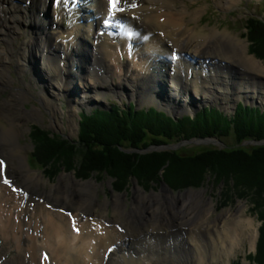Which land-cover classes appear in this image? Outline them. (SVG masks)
I'll list each match as a JSON object with an SVG mask.
<instances>
[{"label":"bare ground","instance_id":"1","mask_svg":"<svg viewBox=\"0 0 264 264\" xmlns=\"http://www.w3.org/2000/svg\"><path fill=\"white\" fill-rule=\"evenodd\" d=\"M93 1L96 4H89L91 6L85 11L89 17L95 16L94 24L87 25L86 16L81 21L73 20L72 25L70 19L72 15L79 17L84 0H15L13 5L18 8L12 16L11 0H0V12L4 10L0 18V32L3 33L8 28L17 27L16 16L40 21L39 28L33 32L44 33L50 28L51 18L57 20L55 14L52 16L55 3L59 17L64 5L67 6L68 14L60 19L62 23L58 25V20H53L51 25L65 33L72 26L73 30L76 28L73 34L63 35L50 29L46 35L35 39L38 33L36 36L26 33L32 28L28 25L17 36L25 35L28 39L22 44L21 51L24 50L18 53L15 69L24 74V60L27 66L31 65L33 79L41 87L38 94L40 104L54 117L57 112L63 113L57 103L62 92L64 96L68 95L70 105L74 106L84 102L96 104L108 92H113L118 96L126 93L139 102L159 100L176 112L187 105L194 108L198 102L210 98L223 103H228L232 96L248 100L262 97L264 100L263 59L250 56L245 40L226 30H199L197 24H193L201 13L188 10L184 0H115L114 7L112 0ZM217 2L226 6L236 0ZM113 17L122 18L111 21ZM108 22L113 28L106 32L103 29H107ZM66 24L68 31L63 28ZM116 26L120 31L118 38L102 37L104 34L115 37ZM8 44L12 43L4 42L0 46L2 89L11 88L15 80L8 62L16 50L13 46V49L7 48ZM62 44L65 47L61 49ZM90 47L91 53L88 51ZM77 54L80 55L78 61H71L70 67H62L72 55L77 58ZM226 61L233 67H227ZM48 77L54 81H49ZM166 78H169L168 83ZM78 86L82 87V100L76 98ZM167 88L171 93L165 90ZM30 92L28 86L14 87L8 99L0 104V120L9 122L8 127H0V264H193L194 260H197L195 264H202L200 258L193 260L192 243L201 239L202 249L206 247L213 253L212 236L215 235L218 239L214 241L223 252L219 256L229 257V252L241 242L243 232L236 245L232 243L234 229H227L223 234L218 232L216 222L221 220L226 224L224 215L213 223L203 219L209 203L195 192H188L182 200V196H173L171 203L163 206L157 200L167 195L164 190L161 195H145L139 190L135 193L137 199L131 216L124 215L121 197L117 195L111 201L113 218L104 214L105 210L108 211L107 202H97V186L92 181L52 185L47 194H54L51 196L53 203L40 192L37 198H31L28 191H39L44 182L42 175L37 177L26 171L29 163L26 162L25 148L18 143L20 130L16 127L18 120L14 114L40 117L39 109L26 114L20 107L29 100ZM240 104L248 106L240 102L237 107ZM129 106L138 109L134 102ZM68 113L70 126L74 128L75 110ZM86 113V110L80 113V123ZM198 113L187 116L196 117ZM54 123L57 126L56 118ZM6 159L13 163L12 168L20 175L9 171ZM11 177L13 180L5 183ZM18 177H22V181L17 182ZM147 203L153 207L150 214L147 213ZM99 207L102 208L100 211L96 209ZM233 225L238 226V223L230 226ZM250 225L246 224L245 228L250 229ZM173 227L177 228L170 231ZM258 236V229H251L248 238L252 246ZM187 241L191 244L187 245Z\"/></svg>","mask_w":264,"mask_h":264},{"label":"rangeland","instance_id":"2","mask_svg":"<svg viewBox=\"0 0 264 264\" xmlns=\"http://www.w3.org/2000/svg\"><path fill=\"white\" fill-rule=\"evenodd\" d=\"M15 0H11V5H12V10H11V15L13 14L14 11L17 10L18 6L13 5ZM65 2L67 0H64ZM69 1V0H68ZM57 3V2H56ZM56 3L55 6L53 7L52 11V16L55 14L57 16L58 25L62 22H60V19L67 15V9L66 5H64V11L60 15H57L56 13ZM184 3L187 5L186 8L190 11H199L201 14L200 18L194 22L193 25L197 24V28L201 30L202 32H210L213 29L219 30V31H227L237 38L241 40H245V42L248 44L249 50L248 54L250 56H256L258 59L260 57L254 52L252 44L253 41L251 40L252 37V30L249 29V23L250 19L252 18H259L261 20H264V0H236V2H233L232 5L228 4L226 6H222L221 4L218 5L217 0H187V2L184 0ZM188 3V4H187ZM95 5L96 2L93 0H84V8L79 12V17H75L72 15L71 17V24L73 25V20L77 19V21L84 20L86 17V21L88 22L87 25L90 23L94 24L95 22V16L94 17H89L88 14L86 13L85 9L89 8L91 5ZM48 10V6L46 7ZM4 11V10H3ZM2 11V12H3ZM0 12V18L3 15V13ZM72 12V10H71ZM73 13V12H72ZM130 17V16H129ZM122 17H113L111 18V21L114 20H119ZM131 19V17H130ZM56 19L51 18L50 21V28L47 29L44 33H38V31H35V28H39L41 22L35 21L33 18H27L25 16H16L15 17V23H17V27L14 26V28H8L6 32H0V46L3 45L4 42H10L12 44H8L7 48L9 47H14L16 50L15 55L10 57V61L8 62L11 74L14 77V83L11 88L8 89H0V104H2L6 99H8L9 95L15 89H19L24 86H28L30 88V93L31 96L29 97V100L25 102L23 106H20L21 109L26 113V114H31L35 109H39L41 114L40 117H30V116H19L18 113L14 112L16 119L18 122H16V127L20 130V138L19 140V145L20 147L25 148V156L27 157L26 162L29 163V169H27V173L31 175H35L39 177V175H42V179L44 184L40 187L39 191L38 189H34L31 191H28L30 193L31 198L35 199L38 197L39 192L41 193L42 196H46V198L50 202L53 203L52 197L54 194H47V190L50 189L52 185L59 184L62 182L63 186L68 184L69 182H74V184H78V182H86V181H92L97 187H96V200L99 204H105L107 202L108 205V211L104 212L106 217L113 218V206L111 204V201H113L114 196L119 195L122 200V205H123V212L124 215H129L133 213L134 210V203L137 199L136 194L137 191L141 190L144 192L146 195H154V194H159L161 195L163 190L164 192L167 193V195H162L157 202L160 204L162 203L163 206H166V203H171V197L173 196H182L181 200L184 199L185 194L188 192H195L197 193L196 196H201L202 199L209 204V208L207 210V214L204 215L203 219H209L212 223L218 219L219 216L224 215V218L226 220L225 222H222L221 220H217V230L218 232H224L227 229H234L233 233V239L232 243L237 244L238 241L241 238L242 232L244 233V237L241 240V242L236 245L234 248V251H230L228 257H220L219 255H222L223 252L221 251L222 248H219L218 245H216L215 241L217 236H212V242L215 245V251L213 253L208 252V249L205 247L202 249L203 245H201V239L200 242L198 241L197 243H192L193 246V260L196 258L202 259L203 263L202 264H257L255 256L258 253L259 249V243H260V238H261V231L260 227L263 225V220L259 217L260 214L254 209L255 208V203L252 202L250 198H245L243 196H239V193L241 194H251V192H247V190H250L252 188L243 186L244 192L240 189L242 187H237L235 183V179L227 178V175L222 176L220 175L219 171L223 169L225 166L223 165H214L215 170L207 169L204 172L201 168L199 169L198 167L192 168L190 166L186 167H181L185 170L186 174L184 175L181 173V178L177 177V174L175 173V167L170 168L172 172L170 173L171 175H174L173 177H169L167 175L168 172L165 170H162L159 172L158 175H144L142 173L137 172L136 174H130L128 172L125 174L126 170L121 172L123 174H120V176L117 178L113 177L110 173L108 172H103L101 173L100 171H94V172H86L83 170L85 167V162L87 161L86 157V146L81 145V146H76L72 147L71 144H79L81 141V137L83 134V129H82V124L80 123V113L82 111L86 110V114L89 117L96 116L100 112H103V114H106L105 111H113V109L117 110H122V111H129V104L131 102H134L136 107L138 109L147 107V108H155L157 111L159 109H162L172 115L171 119L175 118H181L183 115H195L196 113L202 111L204 108H209V107H216L219 110H221L224 114V116L228 118H233L236 116V112L239 109V106H242L243 108L246 109H251L254 111H259L260 113H264V100L262 97L256 98L254 100H248L244 97L236 98L235 96H232L230 101L228 103H223L222 101L219 100H214L211 99L209 101H200L198 104L193 108L190 105H187V107H183L179 112H176L171 108L167 103H159L158 101H150L147 100L145 102H139L136 98H130L129 96H126L127 94L125 93V96H118L117 94L113 92H108L105 97L101 101H98L96 104H89V103H82L74 106L73 104L70 105L68 98L64 96L62 92V96L60 99L57 101V103L61 106L63 113L61 114L60 112H57L55 117L53 114L48 112L43 105H41L39 101V92L41 90V87L38 86L36 81L33 79L32 74V68L31 65L28 64L24 60L23 64L25 66L24 69V74L21 73L19 74V70L15 69V62L18 56V53H21L24 48L21 51L22 44L28 39L25 35L20 36L17 38V36L21 33H23V29L27 27L28 25H31L32 28L30 30H27L26 33L28 35H34L36 36L37 33L38 35L35 37V39L39 38L42 34L46 35L50 29H53L56 32H62L63 35L66 34H73L74 31H76V28L73 30L70 26V31L67 29V24L63 28H65L68 33H65V31L60 30L58 27L52 28L53 26L51 25L52 21ZM134 22V21H133ZM48 23V22H45ZM55 23V24H56ZM75 23V22H74ZM79 23L80 22H76ZM112 24V23H111ZM135 26L137 28H140V25L134 22ZM19 25H22L19 27ZM45 25V24H42ZM47 27V26H46ZM78 27V26H77ZM84 27V26H83ZM87 29L89 28L86 26ZM113 26L107 23V29H103L106 32L110 29H112ZM251 28V27H250ZM115 30V37L109 36L107 34L102 35V37H109V38H118L120 36V31L117 29V26L114 27ZM101 32V31H100ZM119 32V33H118ZM250 34V35H249ZM26 37V38H25ZM17 38V39H16ZM25 38V39H24ZM63 41V38L61 39ZM12 47V49H13ZM65 47L64 44H62L61 49ZM60 49V50H61ZM88 51L91 53L92 48L88 49ZM70 53V52H69ZM57 56L59 55L57 52L55 53ZM47 55V54H46ZM62 58V57H61ZM80 58V55L77 54V58H73V55L71 56V59L68 61V63L62 64V67H70V64L74 61H78ZM91 58V57H90ZM66 58L62 59V62L65 61ZM214 60V59H213ZM262 60V58L260 59ZM72 61V62H71ZM264 62V60H262ZM35 62H38V59L35 60ZM91 63V60H90ZM227 67L232 66L229 62H227ZM27 67V69H26ZM233 67V66H232ZM242 70V68H239ZM14 71V72H13ZM243 71V70H242ZM31 72V73H30ZM77 72V71H76ZM245 73H249L248 71H243ZM47 73V72H46ZM44 74V78L46 79L47 74ZM52 79L54 75L51 76ZM51 77H48L49 81ZM55 79V77H54ZM168 79L166 78L165 82L168 83ZM259 80V79H257ZM54 81V80H53ZM51 81V82H53ZM171 82V81H170ZM169 82V83H170ZM98 88V86H97ZM234 88V87H232ZM99 90V89H98ZM168 92L169 89H165ZM87 91V89H85ZM99 92V91H98ZM130 93V92H129ZM171 93V92H170ZM167 95V94H166ZM264 96V95H263ZM76 98L79 99L83 98V93H82V87L78 86ZM236 98V100L234 99ZM234 99V100H233ZM245 103L249 107L245 105H239L237 108L238 103ZM75 110V125L74 128L70 126L69 123V111ZM101 109V110H99ZM199 114V113H198ZM170 117V116H169ZM175 117V118H174ZM194 117V116H192ZM56 118V122L58 123L57 126L54 123ZM82 122V121H81ZM9 122L6 120L1 119L0 120V127H8ZM42 129L46 132H49L50 137L53 139L54 136L59 137L62 140H67L70 145L64 144V147L61 149V154L54 155L53 157L48 159V164L45 163L44 166H38L40 165L39 163H36L33 159L32 156L33 154L38 151V148L42 145H49V141L45 140L42 142V140L38 139L39 131L36 129ZM56 143V142H54ZM67 143V144H69ZM258 143H264V139L260 141H254V140H249L244 142L242 145L249 146V145H256ZM152 144V142H151ZM149 145L147 148L140 146L141 149L137 148H131V146L125 145L124 147L121 146V150L126 151L128 153H133V152H138L141 153V156L143 154H152L154 152L158 153H169L170 151H178L181 152L182 154H192L193 152L195 153H202L205 150L209 149H225L227 147H239L238 143L236 142V139L234 138L233 135L228 136V137H219V136H200V137H190V138H181V139H175L166 143H158V144H152ZM60 145V144H59ZM58 145V146H59ZM264 145V144H261ZM57 146V145H56ZM56 147V150L59 147ZM96 149H98L96 147ZM101 153V152H100ZM33 160V161H32ZM13 161V159H12ZM15 162H18L15 160ZM216 162V161H214ZM6 163H9V171H13L15 175H20L17 173L13 168H12V162L6 159ZM88 163V162H87ZM169 165V163L167 162ZM214 164H218L217 162ZM167 167V165H166ZM180 168V169H181ZM218 168V170H217ZM225 168V167H224ZM168 169V170H170ZM189 169V170H188ZM200 174H196V172H199ZM33 173H32V172ZM192 171V172H191ZM176 174V176H175ZM222 176V177H221ZM231 177V175H230ZM22 177L17 179L18 181H22ZM171 179V180H170ZM78 181V182H77ZM243 183V181L241 180ZM18 184V183H17ZM241 184V183H240ZM24 189V188H23ZM25 190V189H24ZM241 191V192H240ZM77 193L80 194L79 191ZM136 193V194H135ZM245 194V195H246ZM247 194V195H248ZM253 194V193H252ZM169 195V196H168ZM41 196V197H42ZM52 196V197H51ZM257 200H259V196H255ZM186 198V197H185ZM212 202V203H210ZM255 202H257L255 200ZM181 202H178V204ZM259 204H263L264 201L261 199L258 201ZM261 208H264V205ZM146 208L148 210V214H150L149 211L153 209L149 203L146 204ZM98 211H100L102 208H96ZM93 211V208L92 210ZM168 209L166 210L167 213ZM123 220H125L123 218ZM241 222V223H239ZM238 223V226H230L232 224ZM250 223L251 227L250 229L245 228V225ZM177 223H174V225ZM190 226V225H189ZM177 227H173L170 229V231H173V229H176ZM182 229H185L187 227H181ZM192 227L190 226L189 229ZM251 229H258L259 231V236L256 239L255 244L252 246L251 240L248 238L249 233L251 232ZM193 234V231H192ZM223 234V233H222ZM247 237L246 239H244ZM238 238V240L236 239ZM136 239V238H134ZM215 240V241H214ZM1 241V238H0ZM178 242L180 239L177 240ZM191 241V240H190ZM207 240L204 239V242ZM243 241V242H242ZM3 242V241H2ZM192 242V241H191ZM139 242H136L138 244ZM191 243L187 241V245H190ZM137 248V247H136ZM142 249H140L141 251ZM200 255H199V254ZM198 254L199 256H197ZM12 255V254H11ZM217 256V257H216ZM216 257V258H215ZM8 257H6L7 259ZM197 260L193 261V264L196 263ZM157 263V262H156ZM155 263V264H156Z\"/></svg>","mask_w":264,"mask_h":264},{"label":"trees","instance_id":"3","mask_svg":"<svg viewBox=\"0 0 264 264\" xmlns=\"http://www.w3.org/2000/svg\"><path fill=\"white\" fill-rule=\"evenodd\" d=\"M249 24L248 27L252 30L250 37L254 43L252 44L254 52L264 60V20L252 18ZM128 107L129 111L113 109L110 112L105 111L106 114L100 112L93 117L82 116L81 142L71 144V146L76 147L82 144L86 146L87 161L83 170L87 173L108 172L118 179L125 170V174L139 172L147 176L158 175L160 171L165 170L169 177H173L174 175L170 174L172 172L170 168L175 167L176 178H181V173L184 175L187 170L181 167L190 166L191 169L198 167L203 170L201 172H204L208 168L216 171L214 165L224 164L225 168L223 167L224 170L219 171L220 175H227V178L235 179L236 186L242 187L240 189L242 191L244 190L243 186L252 188L247 192L252 191L253 194L245 193V195L240 191L239 196L250 198L255 203L254 209L263 220V225L260 227L259 249L255 259L257 264H264V208L260 206L262 203H258L260 199L264 201V145H242L249 140L264 139V113L239 106L236 116L228 118L213 107L202 109L193 118L185 115L178 119H171V116L169 117L166 113L154 108ZM36 129L39 131L38 139L42 142L49 141V145L40 146L37 153L33 154L32 159L40 164L38 166H44L45 163L48 164L49 158L61 154L64 144L70 145V143L56 136L52 139L49 132ZM204 135L221 138L233 135L239 147L209 149L202 153L193 152L191 155L182 154L179 152L181 149L169 153L154 152L142 156L138 152L128 153L121 150V146L125 145L141 149L140 146L147 148L151 142L152 144H163L176 138L179 140ZM56 145H59L57 150ZM214 161L218 164H214L216 163ZM198 171L196 174H200V170ZM256 195L259 196V200L255 197Z\"/></svg>","mask_w":264,"mask_h":264},{"label":"snow or ice","instance_id":"4","mask_svg":"<svg viewBox=\"0 0 264 264\" xmlns=\"http://www.w3.org/2000/svg\"><path fill=\"white\" fill-rule=\"evenodd\" d=\"M112 3H113V7L115 6V0H112ZM5 183H8L7 180H5Z\"/></svg>","mask_w":264,"mask_h":264},{"label":"water","instance_id":"5","mask_svg":"<svg viewBox=\"0 0 264 264\" xmlns=\"http://www.w3.org/2000/svg\"><path fill=\"white\" fill-rule=\"evenodd\" d=\"M261 144H264V143H258V145H261Z\"/></svg>","mask_w":264,"mask_h":264}]
</instances>
